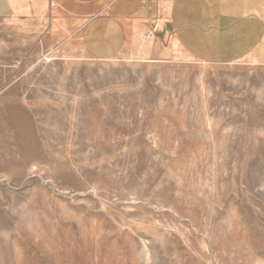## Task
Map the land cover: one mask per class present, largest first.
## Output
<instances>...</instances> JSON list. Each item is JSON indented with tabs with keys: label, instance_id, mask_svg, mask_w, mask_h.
<instances>
[{
	"label": "rangeland",
	"instance_id": "rangeland-1",
	"mask_svg": "<svg viewBox=\"0 0 264 264\" xmlns=\"http://www.w3.org/2000/svg\"><path fill=\"white\" fill-rule=\"evenodd\" d=\"M59 28L0 19V264H264V65Z\"/></svg>",
	"mask_w": 264,
	"mask_h": 264
},
{
	"label": "crops",
	"instance_id": "crops-1",
	"mask_svg": "<svg viewBox=\"0 0 264 264\" xmlns=\"http://www.w3.org/2000/svg\"><path fill=\"white\" fill-rule=\"evenodd\" d=\"M48 16L93 59L264 65V0H0V19Z\"/></svg>",
	"mask_w": 264,
	"mask_h": 264
}]
</instances>
